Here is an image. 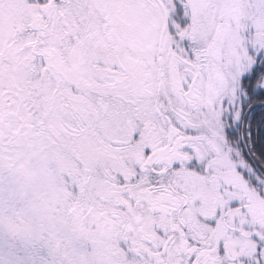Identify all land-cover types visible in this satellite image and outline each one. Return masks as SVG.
I'll use <instances>...</instances> for the list:
<instances>
[{"label": "snow or ice", "instance_id": "obj_1", "mask_svg": "<svg viewBox=\"0 0 264 264\" xmlns=\"http://www.w3.org/2000/svg\"><path fill=\"white\" fill-rule=\"evenodd\" d=\"M0 264H264V0H0Z\"/></svg>", "mask_w": 264, "mask_h": 264}]
</instances>
